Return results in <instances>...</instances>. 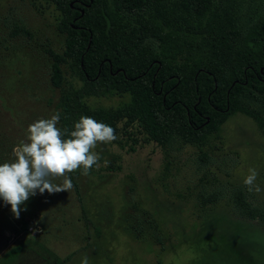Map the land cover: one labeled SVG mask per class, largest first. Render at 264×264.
Instances as JSON below:
<instances>
[{"label": "rangeland", "instance_id": "rangeland-1", "mask_svg": "<svg viewBox=\"0 0 264 264\" xmlns=\"http://www.w3.org/2000/svg\"><path fill=\"white\" fill-rule=\"evenodd\" d=\"M227 3L242 33L264 10V0ZM57 18L42 0H0V163L14 159L29 124L56 112L47 51L63 49ZM126 101L85 100L105 110ZM250 110L256 119L234 113L200 149L176 139L134 152L119 137L98 144L100 167L74 178L77 195L37 191L20 206L19 219L0 199V258L22 244L12 264H54L69 254L65 264H81L84 256L89 264H264V224L239 215L230 202L240 189L264 204V114L255 104ZM249 168L259 173V193L243 184Z\"/></svg>", "mask_w": 264, "mask_h": 264}, {"label": "trees", "instance_id": "trees-1", "mask_svg": "<svg viewBox=\"0 0 264 264\" xmlns=\"http://www.w3.org/2000/svg\"><path fill=\"white\" fill-rule=\"evenodd\" d=\"M42 1L58 13L62 36V51H47L61 129L91 116L112 126L128 152L173 139L200 149L234 113L256 119L249 111L255 104L264 114V10L242 33L228 0ZM110 96L127 101L109 110L85 102ZM80 174H70L76 195ZM230 202L239 215L264 224V204L244 190L232 191ZM22 250L16 245L0 264H12Z\"/></svg>", "mask_w": 264, "mask_h": 264}, {"label": "clouds", "instance_id": "clouds-1", "mask_svg": "<svg viewBox=\"0 0 264 264\" xmlns=\"http://www.w3.org/2000/svg\"><path fill=\"white\" fill-rule=\"evenodd\" d=\"M61 113L41 118L29 124L25 139L13 148L14 159L0 163V199L11 206V212L19 219L21 205L37 194L70 192L74 185L70 174L80 171L89 175L100 167L98 144H110L117 139L116 130L91 116H81L72 130L61 129L58 123ZM108 161H104L107 166ZM258 171L248 169L243 184L249 193H259L256 184ZM59 181V183H57ZM26 210V209H24ZM81 264H89L87 256Z\"/></svg>", "mask_w": 264, "mask_h": 264}]
</instances>
